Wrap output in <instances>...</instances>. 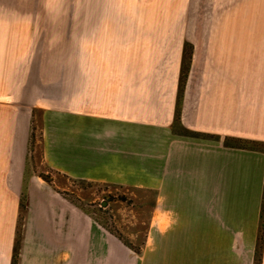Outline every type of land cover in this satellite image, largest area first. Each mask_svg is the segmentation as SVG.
Returning a JSON list of instances; mask_svg holds the SVG:
<instances>
[{
	"label": "rangeland",
	"instance_id": "obj_1",
	"mask_svg": "<svg viewBox=\"0 0 264 264\" xmlns=\"http://www.w3.org/2000/svg\"><path fill=\"white\" fill-rule=\"evenodd\" d=\"M225 42H241L243 64L231 63L236 49ZM259 42L264 0H0V139L22 130L26 146L20 177L0 175V253L16 245V264H254V241L244 239L243 226L226 225L225 238L206 242L203 253L201 240L173 239L185 225L172 222L170 208L160 210L152 186L74 177L73 154L65 172L48 160L58 152L51 145L48 155L46 142H54L59 124H72L75 100L146 92L148 103L161 92L163 132L264 152V143L200 134L181 123L187 85L200 90L214 73L241 79L242 92L259 91L264 66L246 64ZM82 116L104 129V116ZM194 195L189 213L197 222L201 194ZM51 217L55 230L42 228L40 218Z\"/></svg>",
	"mask_w": 264,
	"mask_h": 264
},
{
	"label": "crops",
	"instance_id": "obj_2",
	"mask_svg": "<svg viewBox=\"0 0 264 264\" xmlns=\"http://www.w3.org/2000/svg\"><path fill=\"white\" fill-rule=\"evenodd\" d=\"M213 43L219 45L221 42ZM225 44L236 49L232 51L231 63L243 64L241 42ZM256 45L261 47H254L253 50H256L250 51L247 57L250 61L245 63L264 66V42ZM214 74L215 79L208 78L209 82H203L200 90L187 85L181 123L200 134H218L222 138L264 143V84L256 85L258 92H242L241 79L237 80L230 74ZM157 95L148 103L146 92H108L105 101L99 100L100 103L95 102L99 98L97 93V100H93L92 96L85 102L75 100L72 124H59L54 142L50 137L46 142L48 155L51 145L58 152L56 158L47 159L57 160L53 165L66 172L71 161L68 155L72 153L74 177L152 186L162 197L160 210L170 208L172 222L185 225L176 230L179 236L173 239L201 240L203 253L206 242H219L225 238L226 225H241L248 235L244 239L254 241V256L264 189V152L235 144L226 146L223 140L176 136L168 129L163 132L161 92ZM176 96L177 93L172 92L169 99L171 119ZM82 114L104 116V129L95 130L93 122L86 120ZM148 123H152L153 144L152 151L148 149L147 152ZM20 124L14 126L15 132ZM62 127L73 131L66 134L65 130H60ZM21 134L22 130L19 137L0 139V175L4 173L3 177H7L10 172L14 181L24 168L26 146L20 138ZM95 135L102 136V139L98 140ZM197 193L201 194V211L200 221L196 222L194 214L189 211ZM41 202L47 203L46 208L50 212V204L44 199ZM39 221L44 229L55 228L52 217L40 218ZM195 223L199 225L196 232L193 231ZM211 233L216 236L210 238ZM220 234L222 236H218ZM12 247L11 244V251L8 249L0 253V264L12 263ZM20 261L19 264H23L22 258Z\"/></svg>",
	"mask_w": 264,
	"mask_h": 264
},
{
	"label": "trees",
	"instance_id": "obj_3",
	"mask_svg": "<svg viewBox=\"0 0 264 264\" xmlns=\"http://www.w3.org/2000/svg\"><path fill=\"white\" fill-rule=\"evenodd\" d=\"M188 45V44H187ZM186 74L185 68L181 69V79L180 82H183L184 77ZM182 85V83L180 84ZM233 141H239L241 142L242 140H234ZM245 143H249L247 141H242ZM251 143V142H250ZM22 205V204H21ZM23 207V205L21 206ZM263 239H264V191L262 195V203H261V209L259 213V227H258V234H257V239H256V246H255V259H254V264H259L260 262V256L263 248ZM13 253H12V263L11 264H16V259H17V248L16 245H14Z\"/></svg>",
	"mask_w": 264,
	"mask_h": 264
}]
</instances>
